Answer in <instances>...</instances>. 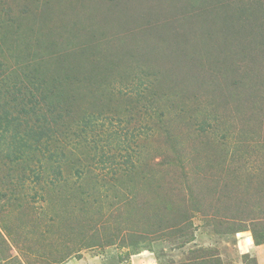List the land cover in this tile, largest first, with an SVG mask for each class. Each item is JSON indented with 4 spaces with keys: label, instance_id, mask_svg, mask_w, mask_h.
I'll use <instances>...</instances> for the list:
<instances>
[{
    "label": "rangeland",
    "instance_id": "obj_1",
    "mask_svg": "<svg viewBox=\"0 0 264 264\" xmlns=\"http://www.w3.org/2000/svg\"><path fill=\"white\" fill-rule=\"evenodd\" d=\"M0 264H264V0H0Z\"/></svg>",
    "mask_w": 264,
    "mask_h": 264
}]
</instances>
